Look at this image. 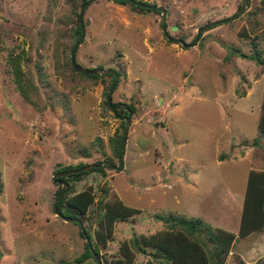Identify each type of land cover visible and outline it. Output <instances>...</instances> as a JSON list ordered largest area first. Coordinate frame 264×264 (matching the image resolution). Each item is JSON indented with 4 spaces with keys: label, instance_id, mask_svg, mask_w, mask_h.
I'll return each mask as SVG.
<instances>
[{
    "label": "rangeland",
    "instance_id": "rangeland-1",
    "mask_svg": "<svg viewBox=\"0 0 264 264\" xmlns=\"http://www.w3.org/2000/svg\"><path fill=\"white\" fill-rule=\"evenodd\" d=\"M82 1L0 0V264H98L75 260L87 240L54 209L62 181L61 213L76 210L101 264H167L153 251L172 250L156 237L169 213L233 232L222 264H264V231L239 234L249 174L264 170V65L247 56L254 43L264 56V0H138L165 21L92 0L75 58L119 71L113 106V74L70 63Z\"/></svg>",
    "mask_w": 264,
    "mask_h": 264
},
{
    "label": "trees",
    "instance_id": "trees-1",
    "mask_svg": "<svg viewBox=\"0 0 264 264\" xmlns=\"http://www.w3.org/2000/svg\"><path fill=\"white\" fill-rule=\"evenodd\" d=\"M86 1L83 0L82 3ZM121 2H126V0H119ZM77 37L80 36L79 25L76 27ZM254 50L247 55L251 59H254L257 63L264 65V56H262L259 50L255 47ZM237 51V49L232 48ZM241 55L246 56L244 53ZM15 60V59H14ZM14 72L18 74V67L13 65ZM118 74V70H115ZM90 77H96V74H87ZM112 83L115 81L114 74L112 75ZM19 83V81H18ZM135 107L132 104H128L123 107L124 117L133 112ZM125 123V122H124ZM259 129L264 133V103L262 104V113L258 122ZM123 137V136H122ZM121 137V138H122ZM257 142V139L254 143ZM116 154L122 156L123 151L120 150V146L116 149ZM93 168H90L86 171L72 173L71 176L77 177L84 172H88L93 169H102V164L100 161L97 162ZM83 163H78L75 165H68L64 167L66 169H75L84 166ZM64 179V176H60ZM61 189V187H60ZM58 190V193L60 191ZM69 187H66L62 193L61 199L58 201L57 207L60 210L61 202L65 197L66 192ZM66 216L78 217V213L75 209H71L66 213H62ZM160 218H163L168 224L167 227L170 228L163 238L160 236L159 240H162L165 244L170 246L172 250H164L162 248L156 247L154 255L159 257L164 261H168L167 264H204V259L209 264H222L223 258L228 253L229 247L235 238V234L231 231L216 227L213 228L209 222L205 221L201 217H187L185 215H175L169 213L168 215H158ZM264 224V170L257 171L251 170L246 190H245V200L242 210L241 224L239 228V234H247L252 230H255ZM177 229V230H173ZM85 235L90 239L91 236L87 230H85ZM84 235V233L81 232ZM84 235V236H85ZM133 248L135 250H140L141 245L137 237L133 240ZM97 254L98 249L90 241H85L84 251L75 258L77 262H81L86 257Z\"/></svg>",
    "mask_w": 264,
    "mask_h": 264
},
{
    "label": "water",
    "instance_id": "water-1",
    "mask_svg": "<svg viewBox=\"0 0 264 264\" xmlns=\"http://www.w3.org/2000/svg\"><path fill=\"white\" fill-rule=\"evenodd\" d=\"M91 1H92V0H86V1H84V2L82 3L81 7L79 8V11H78V18H79L80 36H79V38L77 39V41L73 44V46H72L71 49H70V52H69L70 63H71V65H72V67L75 68L77 71H80V72H83V73H86V74H94V73H96V72H109V73L114 74V76H115V82H114V84L112 85V87H110V88L108 89V97H107V100H108L109 105H110V106H113L114 104L111 103V93H112V89H113L114 85H115V84L117 83V81H118V74L115 72V70L112 69V68H101V67L85 68V67H82L79 63H77L76 58H75V52H76V49H77L78 45L81 43V41L84 39V35H85V26H84V22H83V11H84V9L88 6V4H89ZM127 1H130L132 4H135V5H139V6H144V7H147V8H153V9L161 10L163 21H165V9H164V7H162V6H160V5H151V4L144 3V2H141V1H138V0H127ZM242 2H243V5H242V7H241L240 10H242V9L246 6V0H242ZM236 14H237V13H236ZM236 14H235V15H236ZM235 15H232V16H229V17H226V18H223L222 21H227V20H229L230 18L234 17ZM216 22H218V21H217V20L210 21L209 23H207V24L201 26V27L198 29V32H199L202 28H204V27H206V26H208V25H210V24H214V23H216ZM163 28H165V27H163ZM180 42H181L182 44H184V45H191V44H194V43H195V40L192 41V42L189 43V44H188V43H185L183 40H180ZM126 119H127V122H128V120H129V116H127ZM125 129H127V126H126ZM125 140H126V137H124V138L122 139V142H121L120 150H122V151L124 150ZM118 159H119V163H118V165H116L117 168H119V167L121 166V164H122V156H118ZM97 164H98V163H90V164L84 165V166H82V167H80V168H75V169H71V170H67V171L58 172V173H56V174L53 175V179H54V181H57V180H56V177L59 176V175L69 174V173H76V172H81V171H86V170H88V169H90V168L95 167ZM62 183H63V185H62V187H61V189H60V191H59V193H58V195H57V198H56V200H55V202H54V209H55L56 213H57L58 215H60L62 218H64L65 220H68V221H75V222H77V223L80 225V227H81V231H82V233H84V235H85V230H84V228H83V224H82V222H81L80 219H78V218H76V217L66 216V215L62 214V213L58 210L57 204H58V201H59L60 197L62 196V193H63V191H64V189H65V184H66V182L62 181ZM85 238H86V240L89 242V238H88V236L85 235ZM95 255H96V258H97V260H98V264H101V263H100V260H99V258H98V255H97V254H95Z\"/></svg>",
    "mask_w": 264,
    "mask_h": 264
},
{
    "label": "crops",
    "instance_id": "crops-1",
    "mask_svg": "<svg viewBox=\"0 0 264 264\" xmlns=\"http://www.w3.org/2000/svg\"><path fill=\"white\" fill-rule=\"evenodd\" d=\"M257 171H263V170H257ZM264 231V226H261L257 229H255V231L250 232L249 234L245 235L246 237H249L250 235H253L252 233L254 232H263ZM262 238L261 239H253V245L255 246H263L264 247V234H262Z\"/></svg>",
    "mask_w": 264,
    "mask_h": 264
}]
</instances>
